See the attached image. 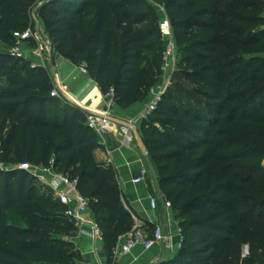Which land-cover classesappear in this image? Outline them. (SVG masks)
Instances as JSON below:
<instances>
[{"label": "trees", "instance_id": "1", "mask_svg": "<svg viewBox=\"0 0 264 264\" xmlns=\"http://www.w3.org/2000/svg\"><path fill=\"white\" fill-rule=\"evenodd\" d=\"M40 1L59 56L85 65L102 93L113 88L124 108L145 98L162 74L159 25L139 24L157 8L148 0H0V162L9 167L0 170V264L80 258L65 206L21 163L78 178L112 264L134 219L113 167L95 156L101 144L87 112L51 95L46 68L4 49L13 32L30 26ZM158 1L173 27L180 71L197 96L178 104L169 87L141 126L183 235L178 251L157 264H264V0ZM9 211L24 225L9 222Z\"/></svg>", "mask_w": 264, "mask_h": 264}, {"label": "built area", "instance_id": "2", "mask_svg": "<svg viewBox=\"0 0 264 264\" xmlns=\"http://www.w3.org/2000/svg\"><path fill=\"white\" fill-rule=\"evenodd\" d=\"M152 4L156 6L158 5L164 13L159 24V29L164 40L161 77L150 88L149 94L151 96V100L135 120L123 122L114 118L112 114V108L115 105V93L113 88H111V90L105 95L103 107L100 109L84 108L87 112L88 126L100 138L110 133H120L125 141L133 140L135 136L133 130L135 122L137 120L147 119L158 108L159 103L162 101L163 96L170 87L171 74L178 67V46L165 5L160 2ZM8 53L15 58L30 61L33 66H41L47 70L50 66L53 67L52 62L56 61L59 57L52 39L47 32L43 33L37 28L34 24L33 17L32 22L27 29L24 31L13 32L12 43L8 47ZM80 69L84 73L88 72L85 65L80 66ZM51 77L54 83L51 95L69 100L68 86L59 81L56 73L51 75ZM108 154H110V151ZM17 167L21 170L32 173L35 177L40 179L41 182L47 185L53 196L59 200L63 206H65V215L72 222H74L77 228L89 225L91 229L90 236L92 239L95 242L103 239L102 229L95 218L86 217V213L90 210L89 199L80 192L78 187V178H71L68 174L59 172L53 169V167L45 168L46 171L52 173V176L48 178L38 173L37 169L42 166H35L30 163H21ZM5 169H9V167H7L3 162H0V170ZM148 176L149 169L144 163H142L139 173L133 177L132 182L134 184L146 182ZM151 205L153 208L157 207V200L155 198L151 199ZM165 205L167 208H172L170 200L165 199ZM132 216L134 219V225L127 233L119 237L118 243L113 249V258L130 253L138 245H142L144 248L149 249L156 244H163L170 251L181 247L183 235L179 226L176 230L177 240L175 242L174 236L172 234H166L161 225L156 224L153 228H150L134 214H132ZM92 264L101 263L96 261Z\"/></svg>", "mask_w": 264, "mask_h": 264}, {"label": "crops", "instance_id": "3", "mask_svg": "<svg viewBox=\"0 0 264 264\" xmlns=\"http://www.w3.org/2000/svg\"><path fill=\"white\" fill-rule=\"evenodd\" d=\"M63 64L71 67V73L67 79L70 80L69 82H73L72 85H69V82L65 83L57 70L56 75L61 83L68 86L69 101L82 109L103 107L105 95L102 93L101 87L69 58H64ZM150 100L151 96L148 94L127 108L115 103L112 114L114 118L123 122L135 120ZM142 122L143 120L135 122L133 140L125 141L120 133H110L99 137L101 146L95 150V156L99 162L108 163L113 167L119 180L123 200L131 213L146 225H161L166 234L174 236L176 242V230L180 219L172 208H167L165 205V196L159 186L157 170L149 160L148 150L142 137ZM109 151L110 154H108ZM142 163L148 167L149 176L146 182L134 184L132 179L139 173ZM37 171L47 178L52 176V173L43 167H39ZM153 198L157 200L156 208L151 205ZM86 217H94L91 210L86 213ZM90 231V226L84 225L77 228L71 237V241L80 255L76 264H92L96 261L101 264H110L104 238L95 242L90 236ZM178 249L170 251L163 244H156L149 249L138 245L130 253L113 258L112 264H157L172 257Z\"/></svg>", "mask_w": 264, "mask_h": 264}, {"label": "rangeland", "instance_id": "4", "mask_svg": "<svg viewBox=\"0 0 264 264\" xmlns=\"http://www.w3.org/2000/svg\"><path fill=\"white\" fill-rule=\"evenodd\" d=\"M150 3H159L158 0H148ZM43 4V1L38 2L37 4H35L32 8V17L34 20V24L37 26L38 29H40L41 32L46 33V28L44 26V23L38 13L40 6ZM156 6V5H155ZM158 6V5H157ZM157 12L156 14L149 19L148 21L145 22H141L139 24H141V27L143 28H149L152 26H157L160 24L162 18H163V12L161 11V9L159 8V6L157 7ZM157 38L159 39H163L162 34L158 31L157 32ZM6 51H8V48L5 47L4 48ZM160 56H162V50L160 52ZM182 56V54H181ZM64 58L62 57H58L56 59V61H53V67H49L48 72L51 75H54L56 73V70L58 71L61 79L65 82L68 83L70 80H68L67 78L69 77L70 72V68L67 65H64ZM181 67L178 66L177 69L171 74V83H170V92L173 95L174 100L178 103V104H188L190 102H193L192 100L194 99V97L196 98L197 94L195 91V87L189 83L188 81H186L183 77V74L181 73ZM73 82H69V85H72ZM38 179V178H37ZM39 182L40 179H38ZM43 183V182H42ZM8 221L18 225V226H23V220L20 217L19 214H17L14 211H9L8 213ZM243 254L247 255L248 253L245 252V247H243Z\"/></svg>", "mask_w": 264, "mask_h": 264}, {"label": "water", "instance_id": "5", "mask_svg": "<svg viewBox=\"0 0 264 264\" xmlns=\"http://www.w3.org/2000/svg\"><path fill=\"white\" fill-rule=\"evenodd\" d=\"M64 240H69V236H65L64 237ZM244 247H245V252L248 253V246L247 245H244Z\"/></svg>", "mask_w": 264, "mask_h": 264}]
</instances>
